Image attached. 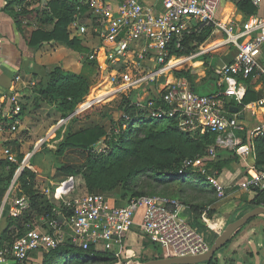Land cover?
Listing matches in <instances>:
<instances>
[{
  "label": "built area",
  "instance_id": "obj_1",
  "mask_svg": "<svg viewBox=\"0 0 264 264\" xmlns=\"http://www.w3.org/2000/svg\"><path fill=\"white\" fill-rule=\"evenodd\" d=\"M224 1L237 6L241 0H79L90 13L77 17L68 26L71 36L96 39L99 44L91 50L92 58L100 63L90 91L96 94L82 107L143 90L146 97L136 98L134 103L149 120H174L183 133L215 136L214 144L204 155L185 160L183 166L206 176L219 198L225 195V185L216 172L209 173L208 163L218 158L220 150L254 158L253 142L264 136V118L248 127L242 118L244 114L229 113L231 100L252 114L256 108L264 109V96L244 102L245 81L264 77V15L224 20ZM250 2L256 8L264 4V0ZM208 28L210 32L200 40L198 37ZM222 50L233 56L227 62L220 58L222 66L219 60L212 66L218 89L197 93L193 80L199 75V68L206 70L207 64L199 58ZM197 62L200 64L196 65ZM22 109L17 96L10 95L9 101L1 97L0 130L8 125L10 132H16ZM3 153L14 160L8 145ZM31 157L32 153L23 158L8 188V198L14 200V217L29 207L28 197L19 193L18 180L25 168L34 171ZM263 184L261 171L246 177L240 188L255 190ZM54 186L53 191L44 187L40 192L56 204L55 216L39 218L42 225L27 224L23 235L0 248V264H26L32 254L44 255L67 240L83 252L110 253L112 264H139L140 261L133 260L135 256L129 253L127 243V235L135 226L167 257L202 255L211 246L181 217L184 205L172 196L146 194L117 206L111 205L105 194L74 193L73 176Z\"/></svg>",
  "mask_w": 264,
  "mask_h": 264
},
{
  "label": "trees",
  "instance_id": "obj_2",
  "mask_svg": "<svg viewBox=\"0 0 264 264\" xmlns=\"http://www.w3.org/2000/svg\"><path fill=\"white\" fill-rule=\"evenodd\" d=\"M237 7L245 16L257 11L250 0H241ZM33 13H36L41 25L32 31L29 45L42 47L46 44L61 43L75 50L88 49L82 45V39L70 36L68 32L71 22L77 17H86L90 13L88 6L83 5L79 0H47L45 8L38 7L32 10L23 8L15 17L17 22L22 24L25 17ZM47 25L51 27L47 28ZM210 30L208 28L198 38L203 40ZM47 77L48 79L43 82L46 84L41 88L43 100L58 103L59 110L65 114L64 117L70 116L90 92V83L86 78L76 72L64 70L61 65L49 71ZM247 82L249 80H246ZM207 84L208 87L213 86L212 81ZM257 98L259 99L248 87L244 102L249 103ZM112 102L119 106L124 116L120 121L114 122L110 131L105 125L98 123L69 130L63 135L57 144L55 155L62 156L68 151H74L87 153V159L81 165L59 166L54 178L62 179L61 182L69 176L81 174L86 180L90 193L106 195L103 184L110 175L116 174L118 178L108 184L116 186V191L125 196L129 194L124 204L133 197L146 194L169 195V189L177 186L178 190L175 194L183 204L190 206L197 213L210 211L209 215L214 216L212 214L216 213V209L209 206L217 203L219 199L217 190L209 183L206 176L194 172L192 168H184L183 164L187 159L204 155L207 148L214 144L215 136L210 134L191 136L181 132L174 120L146 119L145 111L136 107L132 96L122 95ZM148 128L150 131L147 130ZM116 129L119 133L115 132ZM107 137L112 140L110 153L107 155L92 153L94 145ZM255 147L256 164L260 170L258 172H261L264 171V136L255 139ZM221 154L219 153L215 161L208 163L209 173L216 172L218 176L224 168L229 167L228 160L222 158ZM19 158L22 156L19 155ZM7 165L5 161H0V169L3 170L0 174V200L9 188L15 170L13 165L10 166L11 170L6 172ZM141 175L144 177L140 178ZM134 180H142L141 185ZM18 184L20 194L29 199V207L18 217H8V224L0 233V248L11 245L16 238L23 235L27 224L35 223L41 217L51 219L55 216L56 205L39 192L34 171L25 168ZM254 191L253 198L242 201L234 213L235 217L228 222L242 216L255 206H264V186ZM116 205L121 204L116 203ZM76 249L78 247L67 240L58 248L45 253L43 264L113 263L112 258L93 251L84 252V257L81 258L75 253ZM61 258L63 263L60 262ZM209 264H214V261L211 260Z\"/></svg>",
  "mask_w": 264,
  "mask_h": 264
},
{
  "label": "rangeland",
  "instance_id": "obj_3",
  "mask_svg": "<svg viewBox=\"0 0 264 264\" xmlns=\"http://www.w3.org/2000/svg\"><path fill=\"white\" fill-rule=\"evenodd\" d=\"M228 2L224 1L222 7H226ZM37 6H41V4L36 3ZM222 17V16H221ZM91 24V23H90ZM36 24H32V27L34 28ZM49 26V25H48ZM71 36V35H70ZM98 42L96 39H88V37L82 38V45L87 49V50H75L71 49L69 47H66L68 49H71L75 51L77 54L78 59H80V64L76 67V70L69 69L63 67L64 70L66 71H71L75 72L82 75L86 80L90 83V91L92 88L93 83L96 81L98 77V72H99V66L100 63L96 58H92V48L95 50L98 47ZM231 52L234 51V49L230 50ZM233 55L231 54L230 56H225L224 58L227 60L228 58H231ZM200 60H204L207 62L206 67L207 71L209 74H211L210 77L207 78V80L204 83L198 84L197 85V93H210L213 90H209L207 82L210 80H214L213 78V71L214 67L213 65L216 64L218 61V56H215L214 54L208 55V56H201L199 58ZM210 65H212L210 67ZM205 67H201V69H204ZM48 77L46 76V80ZM45 80V81H46ZM46 84V83H45ZM43 83V80L37 81L36 85H32L33 92L35 95H37V101L40 102L43 100V95L41 93V88L45 85ZM214 87V86H213ZM94 91V90H92ZM209 91V92H208ZM89 92L86 97L80 102L74 112L68 116L64 117L65 114L64 112L60 111L58 108V103L56 102H50L49 100L44 99V103L46 104L45 106L48 108V111H46V117H48L47 121L41 120V121H36L35 122V130L36 131V137L34 138L35 143L32 144H27L25 150L20 149L16 154H14V160L9 159V165L12 167L15 165V169L13 176L15 172L19 169L21 162L23 158H25L28 154L32 153V157L30 158V164L34 168V172L36 173V181L37 185L41 187L44 183L47 184L48 181H53V184L48 185L52 191L54 190V185L56 183H60L59 181L62 179L54 178V174H56L57 168L59 166H62L64 164H76V165H81L86 162V156L87 153L81 154L79 152H74V151H68L62 156H57L55 155V151L57 149V143L53 142L54 140H60L66 132L69 130H77L86 126H90L93 124H103L105 125L109 131L110 127L114 124V122L120 121L121 118L124 116V114L121 112L119 106L112 102L113 99H109L108 101L101 102L100 104H96L91 107H85L83 108L82 106L84 103L90 98H94V95L96 92L92 93ZM133 97V101L136 98H145L146 94L143 90L140 92H136L131 94ZM40 100V101H39ZM36 107H39V105H36ZM82 107V108H81ZM59 110V111H58ZM31 111V106L28 105L27 112L30 113ZM22 113V112H21ZM146 119H149L148 117ZM155 121V119H153ZM127 128V127H124ZM150 131V129H147ZM46 132V133H45ZM116 133H119V131L116 129ZM41 134H43L41 136ZM32 136H28V142L30 141ZM165 143V142H164ZM0 145H4L1 144ZM50 145V146H49ZM6 144L4 145V147ZM112 146V140L107 137L102 138L96 145L93 147L92 153H102L104 155H107L111 151ZM3 147V146H2ZM3 147V148H4ZM2 151V150H1ZM3 152V151H2ZM19 155L22 156V158H19ZM222 158H226L228 160V169L225 171L228 172V176H231L233 172H238L236 175V180L232 181V185H234L235 182H242L246 177L250 176L252 177L256 173H258V168L256 169H249L250 167L247 166V163L250 162V157L246 156L244 158L239 157L237 154L235 155L234 152L230 151L227 153H222L221 154ZM237 156V157H236ZM9 157V156H8ZM129 157V156H128ZM6 170L9 172L11 168ZM123 169V167H121ZM249 170V173H248ZM3 170L0 169V174ZM33 171V170H32ZM9 175V174H8ZM248 175V176H247ZM12 176V177H13ZM71 177V176H69ZM67 177V178H69ZM74 177L75 185H76V192H79L81 194L88 193L89 189L86 185V180L83 177V175L79 174ZM144 175H141L140 178H143ZM66 178V179H67ZM116 178V174L110 175V177L105 181L103 184L104 191L107 193L106 195L108 196L109 199L113 200L114 202L118 204H124L126 200L128 199V195L126 196L123 195L121 192L116 191V186L113 187V185H109L108 182L114 181ZM19 181V180H18ZM136 183L141 185L142 180H134ZM19 185V184H18ZM261 186H264L261 185ZM129 189L131 187L129 186ZM159 190V189H158ZM178 190L177 186L172 187V189H169V195H173L174 198L178 197L176 196L175 192ZM237 190V189H236ZM239 193L242 190H239ZM237 191V192H238ZM168 195V196H169ZM172 196V197H173ZM242 200V198L240 199ZM180 201V200H179ZM181 202V201H180ZM115 203V204H116ZM182 203V202H181ZM14 204V200H13ZM183 204V203H182ZM184 205V204H183ZM187 212H182V217L186 219H190L189 222L194 221V215L191 212H194L196 214L197 220L193 223L194 228L198 230L200 229V232L203 236L206 237L207 241L209 243H213V241L216 239V236L218 234H214L213 232L211 233H205L202 231L204 228L203 226L209 228L211 231L212 229L216 228V226H210L207 224H204L203 222H209L213 220L214 216H210L208 212H202L197 213L195 212L190 206L187 205ZM215 215V218L218 220L219 218L227 217L230 216L235 217L234 211H230L228 214L221 215V214H212ZM206 218V221L203 219ZM216 220V222H217ZM225 223H227L226 220H224ZM44 222L41 220H37L34 223V226L42 225ZM137 231L138 233L142 234V231L139 227L135 226L132 228V230ZM208 234V235H207ZM146 239V242L143 243L141 246V250L136 251V255H134V261H140L144 262L147 260H151L154 258H161L164 256V251L156 244L153 242V240L148 236H144ZM75 253L79 254L80 257H84V252L81 249H76ZM101 256H108L110 258L111 255L110 253L106 254L104 252L101 253ZM30 257L32 259H29L27 261V264L30 262L32 264H43V257L40 259L39 254H32ZM42 260V262H40ZM214 261V264H264V215H259L253 219H251L245 226H243L241 229H239L231 238V240L223 247L221 248L214 256L212 259ZM61 263H63V260L61 258L60 260ZM202 264H209V262L202 263Z\"/></svg>",
  "mask_w": 264,
  "mask_h": 264
},
{
  "label": "crops",
  "instance_id": "obj_4",
  "mask_svg": "<svg viewBox=\"0 0 264 264\" xmlns=\"http://www.w3.org/2000/svg\"><path fill=\"white\" fill-rule=\"evenodd\" d=\"M46 1L47 0H0V98L2 97L9 101L10 95H15L23 106L22 113L20 115V125L18 126V130L12 133L9 131L8 125L7 127H4L2 130H0V143L8 145L11 148L13 155L16 154L20 149L25 150L27 144L35 143L34 138H37L35 135L36 133H38L37 129L35 132H33V130H35V122L48 120V117H46L45 115L46 111H48V108L45 106L46 104L44 103V100H39L40 102L36 100L37 95H35V93L33 92L32 85H36V82L40 80H43L44 82L46 80L47 73L57 66L62 65L63 67L72 69L73 71L76 70V67L80 64L81 61L77 57L78 53L71 49H68L64 44L61 43L46 44L42 47L29 45V38L32 31L40 26L41 23L36 16V13L26 16L22 24H19L17 22L15 16L17 13H20L23 8H26V10H32L38 7L45 8ZM37 2L38 4H41V6H37ZM228 3V5L222 10L221 16L224 20L236 19L240 21L247 18V16L239 11L238 7L233 5L232 2ZM253 15L263 16L264 4L262 5V7L257 8L256 13H254ZM32 24H36V26L33 28ZM46 27L50 28L51 26L47 25ZM225 53V50H222L214 55L218 56L219 61L222 62L223 60L227 62L230 58L226 60L224 57L228 55H226ZM220 58L222 60H220ZM261 62L264 65V47L262 49ZM199 64V62L196 63V65ZM198 73L200 76L198 75L193 80L195 87H197L198 84L204 83L207 78L211 76V74H209V72L207 71V67L206 70L205 68L201 69L200 67ZM17 76L20 77V80L16 79ZM211 81L212 80H210V82ZM212 84L214 87L212 86L210 88H206H209V90L214 89L216 91L218 87L216 86L215 79L212 81ZM248 87L254 91L257 97L261 98L262 96H264V77L250 78L249 82L246 83V89H248ZM94 92L95 91H92L91 94ZM229 103L231 104L229 113L234 114L241 112L242 114H244L242 118L243 121L248 125V127L256 124L264 118V109L262 110L260 108H256L254 110V114H252L251 112L243 111L241 107L235 105L234 101L232 100L229 101ZM28 105L31 106L30 113L27 112ZM36 105H39V107H36ZM29 135L32 137L28 142L27 138ZM42 135L43 134H41V136ZM60 140H54L53 142H56L58 144ZM253 143L255 146V141ZM2 146L0 145V161L9 163L8 160L10 158L4 155V153L2 152ZM227 152H230V150H220V153ZM254 154V158L250 157V162L247 163V166L250 167L249 169L258 168L256 164V147L254 150ZM9 166L10 165L8 164L6 169H8ZM226 169H228V167L224 168L218 174L219 180L222 184L225 185V195L224 197L219 198L217 203L209 206V208H215L216 213L221 215L228 214L230 211H234L235 213L236 209L239 207L242 201L250 200L255 195L254 190H245L240 188V182H235L234 185L236 186H233L232 181L236 180V175L238 172H233L231 173V176H228V172L225 171ZM50 184H53V181L50 180L47 182V184L44 183L41 187L37 185V188L40 192L44 187H49L48 185ZM238 189L242 191L239 193ZM61 191L62 188L58 191V193H60ZM241 198L242 200H240ZM110 204L116 205L115 202L111 199ZM13 208V200H10L8 198L7 190L4 197L0 200V233L2 230H4V228H6L8 224V217H14ZM187 211V205L184 204V207L181 211V217L182 212ZM191 213L194 215L193 222H189L190 219H186L183 217L182 218L194 226L193 223L197 220V217L194 212ZM230 218V216H222L217 220L214 215V218L212 221H210V223H203L213 227L216 226V228L208 231L210 229L207 228V230H205L206 227L203 226L202 228H204V230L202 229V231H204L205 233L213 232L214 234H219V230L226 226ZM203 220L206 221V218H204ZM224 220H226L227 223H225ZM198 231L200 232V229ZM144 242H146L144 235L138 233L134 229L130 231L127 235L129 253L136 255V251L141 250V246ZM39 255L41 257L40 259H42L43 255ZM30 259H32V257H30ZM40 262H42V260H40ZM29 264L32 263L30 262Z\"/></svg>",
  "mask_w": 264,
  "mask_h": 264
},
{
  "label": "water",
  "instance_id": "obj_5",
  "mask_svg": "<svg viewBox=\"0 0 264 264\" xmlns=\"http://www.w3.org/2000/svg\"><path fill=\"white\" fill-rule=\"evenodd\" d=\"M45 1V0H44ZM220 66L223 62H218ZM264 215V206H255L247 211L242 216L228 222L223 230L218 234L216 239L211 244L209 250L202 255H188V256H163L161 258H154L141 262L139 264H202L210 262L215 254L223 248L233 237V235L245 226L251 219Z\"/></svg>",
  "mask_w": 264,
  "mask_h": 264
}]
</instances>
